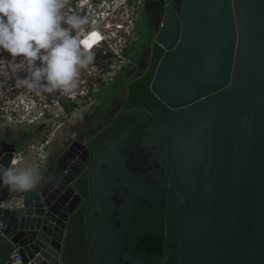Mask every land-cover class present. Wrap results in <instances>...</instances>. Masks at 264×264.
<instances>
[{"label": "water", "instance_id": "95a60500", "mask_svg": "<svg viewBox=\"0 0 264 264\" xmlns=\"http://www.w3.org/2000/svg\"><path fill=\"white\" fill-rule=\"evenodd\" d=\"M154 42L163 54L150 90L160 106L144 114L166 155L165 181L128 168L123 140L134 123L107 148L60 144L26 207H0V264L16 249L24 264H98L104 253L119 264L125 227L113 224V196L125 185V213L143 192L173 218L166 264H264V0H170ZM13 151L4 146L0 166ZM0 188L1 202L10 191ZM163 256L164 245L160 264Z\"/></svg>", "mask_w": 264, "mask_h": 264}, {"label": "built area", "instance_id": "2783aa9c", "mask_svg": "<svg viewBox=\"0 0 264 264\" xmlns=\"http://www.w3.org/2000/svg\"><path fill=\"white\" fill-rule=\"evenodd\" d=\"M65 15L86 17L84 33L94 61L80 70L77 88L72 93L56 91L28 92L15 88L17 73L12 71V58L0 51V132L20 126H41L42 131L18 149H14L10 164L18 168H33L40 174L46 169L53 148L58 145L61 132L74 120V111L81 119L97 103L96 91L131 64L126 51L137 41L136 20L144 0H62ZM94 33V35H88ZM19 59V58H17ZM23 75V73H20ZM90 77L94 80L90 81ZM97 79V80H96ZM27 192H12L0 202L10 211L26 207ZM0 221V232L4 229ZM11 264H24L16 249Z\"/></svg>", "mask_w": 264, "mask_h": 264}, {"label": "flooded vegetation", "instance_id": "af4514ba", "mask_svg": "<svg viewBox=\"0 0 264 264\" xmlns=\"http://www.w3.org/2000/svg\"><path fill=\"white\" fill-rule=\"evenodd\" d=\"M144 2V6L139 13V17L141 14H148L153 20L161 10L163 17L165 9L163 6V0H144ZM137 28L142 37L146 38V36H148L147 31L143 33L140 30L139 23L137 24ZM156 48L163 54V51L157 47L153 39L140 53L137 54L136 60H134V58L131 59L130 66L137 64L141 69H143L142 75L128 84L127 95L122 103H120L119 109L107 117L106 126L100 129L93 128L91 138L87 141L92 151L101 146H103V148H107L115 138L119 137L134 123L123 140V152L126 155L127 166L138 177L142 176V178L146 181L159 185L161 184V181H165L168 163L163 148L155 142L157 140H154V126L145 116L144 112L150 113L151 107L149 104L152 103L158 107L160 104L151 93V81L147 87L148 96L144 98H135L132 95L131 86L132 83L144 78L151 71L153 61L158 53L156 52ZM155 70L156 68L153 71V75ZM134 90L137 94L142 95L141 92L144 90V87L142 84H137ZM97 103L96 106L90 112L85 113L81 119L88 120V114H96V112L100 110ZM122 111H134L135 114L123 115L121 114ZM130 118H132V121L127 126L122 127V120H129ZM89 126L92 125L89 124L87 127H82V129L78 131L79 135L82 130H88V128H90ZM138 133H140L139 137L137 136ZM118 180L121 181V179ZM130 181L141 180L137 178ZM82 184V187H85V189L88 187V181H83ZM128 189L129 186L127 185L120 186L116 195L113 196L116 206L118 207L115 209V214L113 215V224L117 227H125L123 230V238L121 239L122 250L116 254L118 263L160 264L162 259V247L164 245L162 264H166L169 253L173 247V239L172 237L171 239L169 237L171 235L173 218L167 217L166 214L158 211L155 207V198L143 192L133 201L132 210L125 213L122 207H124L127 202L126 193L128 192ZM86 223L87 220L86 218L84 219V215H79L74 220V225L76 227L81 228V226L84 224L86 225ZM81 233L87 241H90L91 233L88 226L85 230H81ZM170 241L172 242L171 249H169L168 246ZM70 247L73 248V245L71 244ZM80 250L81 249L79 248L77 252L72 255H80ZM128 255H132L140 261L132 260ZM107 257L108 253L102 254L98 264H108L109 260L106 259Z\"/></svg>", "mask_w": 264, "mask_h": 264}, {"label": "clouds", "instance_id": "9594fccd", "mask_svg": "<svg viewBox=\"0 0 264 264\" xmlns=\"http://www.w3.org/2000/svg\"><path fill=\"white\" fill-rule=\"evenodd\" d=\"M63 8L62 0H0V51L12 58L15 88L72 93L80 70L93 63L87 38L80 39L87 18L65 15ZM79 117V110L72 113L73 120ZM41 180L33 168L0 166V185L9 191H31Z\"/></svg>", "mask_w": 264, "mask_h": 264}, {"label": "rangeland", "instance_id": "374dc122", "mask_svg": "<svg viewBox=\"0 0 264 264\" xmlns=\"http://www.w3.org/2000/svg\"><path fill=\"white\" fill-rule=\"evenodd\" d=\"M170 0H163V6L165 7V4L168 3ZM146 2V1H145ZM144 2V3H145ZM144 3L141 6H144ZM140 10V11H141ZM154 22V23H153ZM162 22V10L159 11V14H157L156 18L152 20V17L150 15H144L141 14L138 23L140 30L144 32H148L146 38L142 37L140 32L137 33V41L134 42V44L128 48L126 51L127 56L130 59L136 60V56L138 53H140L143 48L148 45L156 36L160 24ZM143 69H141L137 64L134 65H128L123 70L121 69L117 75H115L113 78L110 79V77H106L107 84L104 87H101L98 91H96V96L98 97V105L100 107V110L96 112V114L89 115V122L88 124H91L92 128H102L106 126L107 117H109L111 114H113L115 111H117L120 107V103L124 100V98L127 95L128 90V84L137 79L140 75H142ZM94 79L90 77V81H93ZM97 80V79H96ZM86 119V118H85ZM4 133V132H3Z\"/></svg>", "mask_w": 264, "mask_h": 264}, {"label": "crops", "instance_id": "0c3cea01", "mask_svg": "<svg viewBox=\"0 0 264 264\" xmlns=\"http://www.w3.org/2000/svg\"><path fill=\"white\" fill-rule=\"evenodd\" d=\"M140 10L138 12L137 20H136V35L138 34L137 24H138ZM96 100L99 101L97 96H96ZM88 122H89V119L88 120L75 119L70 125H68L61 132L57 146L65 142H68L69 140L74 139V138L77 140H81V141L82 140L87 141L89 138H91V134L93 132L92 131L93 128L91 129L92 126H89L90 128H88V130H82L80 135L78 132L82 129V127H87L89 125ZM41 131H42L41 126H35V127L20 126V127L13 128V129H7L4 131V133L0 132V155L2 154L4 146L10 145L14 147V149H18L22 145L27 143L29 140L34 138L37 134H40ZM57 146L55 147V149L53 148L51 157L49 158V161L46 165L45 170L47 171L53 167V163H54L53 159H54V154H55ZM41 176H42V180L40 183L46 180V173L45 172L41 173Z\"/></svg>", "mask_w": 264, "mask_h": 264}, {"label": "trees", "instance_id": "16d2710c", "mask_svg": "<svg viewBox=\"0 0 264 264\" xmlns=\"http://www.w3.org/2000/svg\"><path fill=\"white\" fill-rule=\"evenodd\" d=\"M157 49V48H156ZM156 52H158L157 53V55H156V57H155V59H154V61H153V64H152V68H151V71L144 77V78H142V79H139V80H137L136 82H134V83H132L131 84V86H132V95L135 97V98H144V97H147L148 96V92H147V87L149 86V82L151 81V78H152V75H153V71H154V69L156 68V65H157V63H158V61H159V58H160V56L162 55V52H159L158 51V49L156 50ZM137 84H142L143 85V87H144V90L141 92L142 93V95H140V94H137L136 92H135V88H136V86H137ZM132 121V118H130L129 120H122V127H125V126H127L130 122ZM139 135H140V133H138V137H139ZM138 139V138H137ZM171 228V227H170ZM169 228V229H170ZM170 237V239H171V235L169 236ZM72 243V245H73V248H71L70 249V253L71 254H73V253H76L77 252V250L80 248L79 247V245L75 242V240L73 239L72 241H71ZM169 249H171V247H172V242L170 241V243H169Z\"/></svg>", "mask_w": 264, "mask_h": 264}, {"label": "bare ground", "instance_id": "6f19581e", "mask_svg": "<svg viewBox=\"0 0 264 264\" xmlns=\"http://www.w3.org/2000/svg\"><path fill=\"white\" fill-rule=\"evenodd\" d=\"M107 259V258H106ZM108 260V259H107ZM109 263V262H108Z\"/></svg>", "mask_w": 264, "mask_h": 264}]
</instances>
